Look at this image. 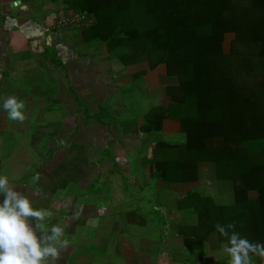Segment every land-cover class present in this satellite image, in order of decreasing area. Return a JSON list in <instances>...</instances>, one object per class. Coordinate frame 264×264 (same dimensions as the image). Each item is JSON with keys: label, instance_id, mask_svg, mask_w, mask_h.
<instances>
[{"label": "crops", "instance_id": "0c3cea01", "mask_svg": "<svg viewBox=\"0 0 264 264\" xmlns=\"http://www.w3.org/2000/svg\"><path fill=\"white\" fill-rule=\"evenodd\" d=\"M69 16L62 1L0 0V175L35 207L53 213L49 225L64 229L67 246L56 264H152L145 259L148 252L158 264L161 246L170 237L183 241L184 263L205 259L202 264H213L214 247L222 248L218 232L202 247L185 242V234L203 227L199 211L204 200H179L196 192L231 206L235 196L229 189L215 193L214 161H199L189 180L156 179L152 162L163 158L158 142L171 137L170 143H183L185 138L173 137L184 133L173 119L163 120L158 133L144 129L170 105L168 88L177 86L178 78L169 76L165 64L151 67L145 57L120 60L108 52L106 42L86 40L84 28L53 31L50 18ZM51 51L59 64L51 60ZM9 96L25 102V123L8 119L2 104ZM103 110L111 115L98 117ZM36 173L41 180L32 184ZM129 188L137 195L130 196ZM147 189L155 196L145 199ZM144 203L163 208V216L148 212L145 218L135 211ZM138 227L145 230L136 234L141 246L128 240L130 230L136 233ZM111 242L115 245L109 248Z\"/></svg>", "mask_w": 264, "mask_h": 264}, {"label": "trees", "instance_id": "16d2710c", "mask_svg": "<svg viewBox=\"0 0 264 264\" xmlns=\"http://www.w3.org/2000/svg\"><path fill=\"white\" fill-rule=\"evenodd\" d=\"M51 1H62L69 17L93 19L82 27L86 40L106 42L120 60L165 64L169 76L178 78L168 88L170 105L144 126L155 134L163 120H177L185 137L183 143L158 142L163 158L152 162L156 179L189 180L199 161H214L218 184L235 196L231 206L196 192L179 200H204L203 227L193 228L202 234L191 229L186 246L202 247L217 224H234L229 234L264 243V0ZM227 34L235 36L229 53ZM50 58L59 64L55 52ZM104 116L101 111L98 117ZM219 235L226 244L228 238Z\"/></svg>", "mask_w": 264, "mask_h": 264}, {"label": "clouds", "instance_id": "9594fccd", "mask_svg": "<svg viewBox=\"0 0 264 264\" xmlns=\"http://www.w3.org/2000/svg\"><path fill=\"white\" fill-rule=\"evenodd\" d=\"M2 107L9 120L20 124L28 120L26 104L18 97L5 98ZM40 180L41 175L36 173L30 183ZM39 194L37 188L34 195ZM0 197V264H56L67 241L61 226L47 223L53 213L35 207L33 200L17 190L6 175H0ZM234 228V224L216 225V230L228 238L221 248L228 264H255L254 258L264 264V243L252 242L236 231L229 234V229Z\"/></svg>", "mask_w": 264, "mask_h": 264}, {"label": "rangeland", "instance_id": "374dc122", "mask_svg": "<svg viewBox=\"0 0 264 264\" xmlns=\"http://www.w3.org/2000/svg\"><path fill=\"white\" fill-rule=\"evenodd\" d=\"M53 18H50V20L49 21H51ZM78 26H75L74 28H76V29H79V27L77 28ZM63 29H61L60 31H62ZM87 34V33H86ZM234 38H235V36H234V34H227V36H226V39H225V44H224V51L225 52H227V53H229L230 52V49H231V47H232V42H233V40H234ZM99 48V47H98ZM97 48V49H98ZM137 92L138 93H141L142 94V89H141V87H139V86H137ZM159 93H160V91L157 89V90H155V94L156 95H159ZM135 94H136V92H135ZM101 108L102 109H104V107H102L101 106ZM84 109V108H83ZM103 112V114L105 115L104 117H107L108 115H111L110 113H109V111L107 112V110L106 111H102ZM107 115V116H106ZM111 124L112 123H115V122H112V121H110V120H108ZM173 138H176V139H174V140H178V141H182L183 140V138H185L183 135H179V136H176V137H173ZM162 140H166V141H169V142H172V139H171V137H169V138H166V137H163V139ZM4 153H5V150H4ZM9 153V152H8ZM154 190L156 189V185L153 183L152 184V186H151ZM229 187L227 186V185H225V184H217V185H215L214 186V190H215V193L216 194H219L220 192H222L223 190H225V189H228ZM130 189V188H129ZM133 190L134 189H130L129 190V195L130 196H136L137 194L136 193H134L133 192ZM153 194L152 196H155V193H156V191H149V189H147L146 190V192L144 193V198L146 199V197H147V195H150V194ZM140 195H141V193H140ZM139 195V196H140ZM254 195H256V194H254ZM142 196V195H141ZM155 199V198H154ZM221 199V197L220 196H217V201L218 200H220ZM148 200H150V196L147 198V201ZM215 201H216V199H215ZM170 202V201H169ZM217 203H219V202H217ZM135 204H138V203H135ZM141 206H143L142 208H140L139 210H135V211H139V212H141V214L142 215H144V214H148V212L149 213H151V214H153V215H155V216H157V217H162L163 216V208H159V207H155V208H151V205H150V203H147V204H141ZM148 208H150V209H148ZM155 209V210H154ZM122 211H124V214L126 213V209L125 210H122ZM122 211H120V212H122ZM130 211V210H129ZM132 211V210H131ZM145 216V215H144ZM145 218H146V216H145ZM171 218H173V217H171ZM176 222V221H175ZM180 222V221H179ZM142 231H145L144 229H141V227H138L137 229H136V233H134L133 231H131L130 230V234H129V236H128V240H129V242H131L132 244H134V245H136V244H139L140 246H141V244L142 243H144L142 240H138V235H136V234H140V233H142ZM156 231H158V228H156ZM187 232V231H186ZM193 233H195V234H202V231H193ZM116 238H114V240H115ZM176 240H174V238L173 237H170V239L169 240H165V241H167V244L165 243V244H163V246H161V252L163 253L162 254V257L161 258H159L158 260H157V262H158V264H176V263H179V264H187V263H184V257L182 256V254H181V252H183V246H182V242L183 241H181V239L179 238V239H177V238H175ZM108 244V243H107ZM146 244V243H145ZM115 244H113V242H111L110 243V245H109V248H111V247H113ZM222 245H223V243H222ZM152 248L151 249H154L155 247H158L159 248V245L157 246V245H152L151 246ZM173 248V249H172ZM215 248V250H217V251H215V252H217L216 253V257H218V254H219V257L218 258H216L215 257V255H212V257L210 256V261L211 262H213L214 260V262H213V264H217V262H219V264H228V257L226 256V255H224V254H222V251H221V248H218V247H214ZM179 251L178 253H176L177 254V256L176 257H171V253L173 252V251ZM148 251V250H147ZM178 255H181V256H178ZM188 257H192V254L191 255H188ZM143 259H144V257H142ZM193 259H195L196 260V258H194V257H192ZM147 261H150V262H152V264H156V259L157 258H155L154 257V254H152V253H150V252H148L147 253V255H146V258H145ZM169 260L172 262V263H170L169 262ZM254 260H255V264H258V259L257 258H254ZM141 261H142V259H141ZM174 262V263H173ZM203 262H205V259H203V261L200 263V264H202ZM146 264H149L148 262H146Z\"/></svg>", "mask_w": 264, "mask_h": 264}, {"label": "built area", "instance_id": "2783aa9c", "mask_svg": "<svg viewBox=\"0 0 264 264\" xmlns=\"http://www.w3.org/2000/svg\"><path fill=\"white\" fill-rule=\"evenodd\" d=\"M92 24L93 19L86 14L73 15L71 17L53 18L50 21V26L53 31H60L61 29H65L72 26H78L81 28L84 26L88 27Z\"/></svg>", "mask_w": 264, "mask_h": 264}]
</instances>
